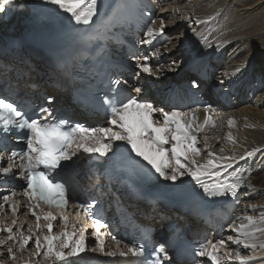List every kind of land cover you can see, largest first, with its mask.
Returning <instances> with one entry per match:
<instances>
[{"label":"snow or ice","instance_id":"6c2138e0","mask_svg":"<svg viewBox=\"0 0 264 264\" xmlns=\"http://www.w3.org/2000/svg\"><path fill=\"white\" fill-rule=\"evenodd\" d=\"M16 7H23V5L15 4V0H0V13H6ZM33 7L46 10V14L54 21L66 15L75 25L87 26L98 15L99 0H39V4ZM156 23L153 20V26L147 28L143 44H151L157 36H163L164 20L159 21V27H155ZM151 55L159 57L160 49L157 48ZM135 67L138 69L135 72L137 78L142 74L148 76L161 74V69L153 70L148 65L147 57L143 63L137 61ZM174 70L173 66L167 69L169 72ZM236 71L240 69L237 68ZM112 83L117 88L120 85L118 80ZM124 83L132 87L137 94L142 91L140 87L133 86L128 81ZM191 86L198 88L199 84L193 80ZM47 100L49 104L53 103L52 97H48ZM105 103L109 108L107 121L109 127L89 129L79 123L70 125L68 121L62 119L49 120L48 117L52 116V111L47 107L40 108L41 115L35 118L29 117L17 104L0 95V142L6 141L9 134L18 132L19 138L26 145V148L21 151L11 152L7 167L0 164V175L10 177L13 175L12 169L19 168L20 177L26 179V187L22 194L30 202L25 215L31 214L35 217V231L29 225L28 235L18 230L17 237L12 233V228L7 225L0 228V231L8 233V240L18 243L19 251H23L35 236L34 251L30 255L32 257L42 255L46 264L52 261L57 264H76V258L86 251L85 228H80L78 235L76 232L67 231V216L60 214L64 230L53 234V221L56 220V216L48 212L43 216L47 222L44 225L47 234H44L40 224L42 217L36 211L40 202L50 208L66 209L69 193H74L75 189L72 186V177L67 171L69 165L63 162L71 161L78 153H96L99 157H105L110 152L115 154L117 151H127L132 163L140 164L142 161V167L149 173H154L157 178L176 184L183 177H190L195 185L202 189L204 195L210 198L237 197L238 190L244 186V181L247 179L240 175L245 171L242 168L234 169L228 177L221 179L223 173L233 168L237 158L235 154H214L207 134L203 136V151L206 152V157H202L201 149L197 147L200 142L199 134L204 133L206 129L216 127V122L208 115L209 107L203 109L205 115L201 122L196 116L198 111L196 109L188 112L165 111L163 108L154 107L151 102L137 100L136 97L128 98L126 102L106 99ZM156 113L159 116H156ZM234 123L231 117L227 119L229 128ZM225 139L233 145L236 143L231 132ZM124 145L127 149L123 148ZM5 151H7L6 148ZM219 151L223 153L224 148L221 147ZM257 151L259 149H253L245 155L251 157ZM2 155L0 153V158ZM240 159H245V156H240ZM248 187L253 186L249 184ZM16 195L15 191L5 195L3 197L5 203L0 204V210L7 205L8 210L15 215L17 204L12 198ZM33 201L35 203H32ZM75 207L82 209L84 215L92 221L96 246L90 251H99L100 254L111 258L119 256L120 264H145L142 259L145 256V245L142 242L125 244L124 248L120 249L121 241L113 237L117 250L105 251L104 239L100 232L104 225L98 218H94L95 213L90 211L95 207V202L86 205L77 204ZM248 207L255 211L257 206L248 205ZM12 223L15 224L16 221L13 220ZM261 225H264V211L259 218L245 215L241 220L238 217L237 221L229 225L231 232L235 233L234 236L228 235L226 240L201 244L195 251V256L206 257L211 264H223L224 261H232L235 264H260L257 250L264 251V241L258 242L257 234L264 236V227ZM228 242L236 248L232 249ZM3 243L4 241H0V244ZM164 248V244L156 247V257L148 261V264H162L161 254L164 253ZM241 249L250 250V254H244ZM7 254L9 260H17L11 247L7 249ZM29 264H31L30 261Z\"/></svg>","mask_w":264,"mask_h":264},{"label":"bare ground","instance_id":"6f19581e","mask_svg":"<svg viewBox=\"0 0 264 264\" xmlns=\"http://www.w3.org/2000/svg\"><path fill=\"white\" fill-rule=\"evenodd\" d=\"M26 1L33 2L15 0V4L27 7ZM113 1L112 3L111 0L108 1L109 6L117 9V18L121 28L125 30L130 28L128 22L125 21V16L128 11L132 14L133 24L140 30L139 41L142 46H149V44H143L142 41L146 38L147 28L153 26L152 21L155 20L157 22L155 27H159L160 17L163 16L161 14H167L168 22L165 24L163 36H157L151 43L163 37L167 38L169 47L163 46V43L158 46L159 57L151 55L157 48L147 52L148 47H144V56L147 55L149 66L153 70L161 69L159 76L153 75L157 83L155 79L153 82L157 85L156 91L160 90L157 93L163 100L176 95V91H172V88L180 81L182 83L191 82L198 79L200 75L210 77L211 82L205 83L203 94L206 96L205 100L214 105L208 115L211 112L217 117L216 127L213 129L214 136L212 141H209L213 153L217 155L235 154L237 160L233 164L243 162L247 166L253 159L264 160V0H123L120 6L115 0ZM150 1L155 2L154 5H157L161 11L166 10L150 16L149 9L153 8ZM38 12L39 8L33 13ZM19 14L18 7L2 13L0 21L3 22H0V26L5 22H10L13 26L19 25L20 28V23L25 27L33 21L41 25L36 19H28V16L18 18ZM46 17L50 16L46 15ZM41 22H43L41 26L51 27L49 29L44 27L48 31L60 30L59 20L46 19ZM24 27L17 33L12 31L13 34L25 33ZM7 29L4 27L1 34L5 35ZM176 47L182 48L178 55L186 59L181 58L179 63L173 64L178 70L169 72L167 69L173 66L172 64L157 63L160 60L165 62L168 57L172 58L168 62H173L176 55L171 54ZM237 68L240 71L237 72ZM145 81L154 87L155 84H152L149 79ZM186 89L192 90L189 87ZM196 98L203 106L202 98L199 96ZM204 108L205 106L203 108L190 106L188 111L198 110L196 116L202 122L205 115ZM229 117L235 121L231 128L227 124ZM229 132L235 138V145L225 139ZM199 136L203 138L204 135L200 133ZM221 147L224 148L223 153L219 151ZM253 149H259V151L247 157L246 152H251ZM120 152L128 155L127 151ZM240 156H245V159L241 160ZM203 157H206V152ZM158 180L173 187L176 184L186 185L182 191L194 183L187 176L177 181L176 184L159 178ZM249 184L253 187L249 188ZM183 193L177 194L182 195ZM248 205L257 207L254 211ZM261 206H264V164L259 163L255 166L251 176L244 181V186L238 190L237 197L231 196L228 201L220 202L222 216L217 222L221 234L216 238L226 240L228 235L234 236L235 233L231 232L229 225L237 221L238 217L243 220L245 215L259 218L261 212L264 211V207ZM137 207L148 211V208L143 205ZM222 225L226 227L223 228ZM257 237L258 242L264 241V236L261 234L258 233ZM228 244L232 249L236 248L231 242ZM241 251L244 254H250V250L241 249ZM257 251L258 260L264 264V251H259V249Z\"/></svg>","mask_w":264,"mask_h":264},{"label":"rangeland","instance_id":"374dc122","mask_svg":"<svg viewBox=\"0 0 264 264\" xmlns=\"http://www.w3.org/2000/svg\"><path fill=\"white\" fill-rule=\"evenodd\" d=\"M23 1H25V0H23ZM30 1H33V2H29V1H26V5H27V7L25 6V5H23V7H18V11H19V15H18V18H26L25 16H28L27 18L29 19H36L37 20V18H38V16H39V13H33V12H35L34 11V8L32 7V6H30V5H32V4H35V3H39V0H30ZM100 1H102V0H99V2ZM109 0H106L105 2H103L102 3V6L103 7H105V8H108V7H110L109 6V2H108ZM116 1V3H118V5L120 6V3L123 1V0H115ZM151 2V4L153 5L152 7L153 8H151L150 7V9H149V13H150V16H154L155 14H158V13H161L162 11L158 8V6L157 5H154L155 4V2H152V1H150ZM117 6V5H116ZM113 8H114V6H112ZM33 11V12H32ZM161 15H163L162 17H160V19H163L164 20V22H165V24L168 22V20H167V14H161ZM19 16H21V17H19ZM44 20L43 21H45L46 19H48V17H44L43 18ZM2 23V22H1ZM29 25H30V23H29ZM2 26V27H1ZM0 26V29H4V27L5 28H8V29H12L14 32H19L18 30H21V28H23L24 26L20 23V28H19V25H12V24H10V22H5V23H3L2 25ZM11 26H13V27H11ZM36 26L37 27H39L40 28V26L41 25H38V24H36ZM146 26H148V25H146ZM26 27V26H25ZM24 27V28H25ZM44 27L45 28H51V27H49V26H41V28H43L44 29ZM4 31V30H3ZM166 31V33H167V30H165ZM138 40H140V38L138 37ZM167 40L166 41H164L163 42V46H166V47H169V44H167ZM141 45V44H140ZM145 46H147L148 47V45H143V48L145 47ZM182 50V48H179V47H176V49L175 50H173L172 52V54L171 55H176V57H174V61L173 62H168L169 60H171L172 58H169L168 57V59L164 62V61H158V63L157 64H160V63H167V64H177V63H179V60L182 58V60H185L186 58H183L181 55H178L179 54V52ZM145 52V51H144ZM145 54V53H144ZM146 57H147V55H146ZM173 67L175 68V66L173 65ZM135 70L137 71V69H136V67H135ZM175 70H178V69H175ZM191 72V70H188V72ZM263 71V70H262ZM264 73V72H263ZM152 80H154L155 79V83H157V80H156V77L155 78H151ZM210 82H211V79H210ZM145 84H147L146 83V81L144 82ZM180 83H182V81H180V82H178V84H180ZM159 84V83H158ZM157 87V85L155 84L154 85V87ZM153 87V88H154ZM157 91H159L160 92V90H157ZM172 91H174V90H172ZM175 92V91H174ZM208 100V99H207ZM150 101L152 102V104H154V105H157L156 107H158V108H161V103L159 102V101H155V100H152V99H150ZM203 103V102H202ZM213 104L212 103H210L209 104V108H211V109H209V111H212L213 109ZM204 106H201V108H203ZM165 110V109H164ZM156 114H158V113H156ZM158 116V115H157ZM214 121H215V119L217 118L215 115H213V114H211V112H210V115H209ZM213 129L214 128H211V129H206L205 130V132L204 133H201V134H203V135H205V134H207L208 135V137H209V141H212V139H213V136H214V133H213ZM197 147L199 148V149H201V152H202V157L204 156V143H203V138L200 136V142L198 143V145H197ZM123 148L124 149H127V146L126 145H124L123 146ZM121 151H123V150H121ZM259 163H261V165H263L264 164V160L263 159H253L252 160V162H250L249 161V163H248V166H247V164H245V163H243V162H241V163H235V164H233V168H231V169H228V171L226 172V173H223V175H222V177H221V179H224L225 177H228V175L234 170V169H236V168H242V169H245V171H243L242 173H240V175H242V176H244V177H247V179L251 176V174H252V172H253V170H254V168H255V166L257 165V164H259ZM213 179H216L215 177H213ZM193 184H195V183H193ZM175 186H177L176 188H182V187H185L186 185H184V184H176ZM180 186V187H179ZM173 187V186H172ZM175 188V187H174ZM175 188V189H176ZM177 190V189H176ZM231 196H227L226 198H224L223 200H221L222 202L225 200H227L228 201V199L230 198ZM0 241H4V243L3 244H1L0 245V264H26V261L30 258V251H29V249H26V250H23V251H19L18 249H19V245H18V243H16V242H14V241H11V240H8L7 239V237H2V238H0ZM9 247H11L12 249H13V252H14V254L16 255V257H17V260L16 261H12V260H9L7 257H8V254H7V249L9 248ZM223 253L221 252V255H222ZM30 260V259H29ZM28 260V261H29ZM264 262V261H263ZM39 264V263H38ZM223 264H235V262H232V261H224L223 262ZM261 264V263H260Z\"/></svg>","mask_w":264,"mask_h":264},{"label":"trees","instance_id":"16d2710c","mask_svg":"<svg viewBox=\"0 0 264 264\" xmlns=\"http://www.w3.org/2000/svg\"><path fill=\"white\" fill-rule=\"evenodd\" d=\"M1 22H3V21H1ZM11 27H13V26H11ZM52 28H53V27H52ZM54 29H55V28H54ZM57 30H58V29H55V30H52V31H53V32H57Z\"/></svg>","mask_w":264,"mask_h":264}]
</instances>
